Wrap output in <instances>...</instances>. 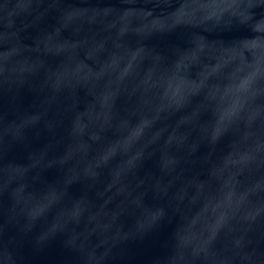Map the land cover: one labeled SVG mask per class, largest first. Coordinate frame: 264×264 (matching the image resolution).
<instances>
[{
    "label": "water",
    "instance_id": "obj_1",
    "mask_svg": "<svg viewBox=\"0 0 264 264\" xmlns=\"http://www.w3.org/2000/svg\"><path fill=\"white\" fill-rule=\"evenodd\" d=\"M0 264H264V0H0Z\"/></svg>",
    "mask_w": 264,
    "mask_h": 264
}]
</instances>
